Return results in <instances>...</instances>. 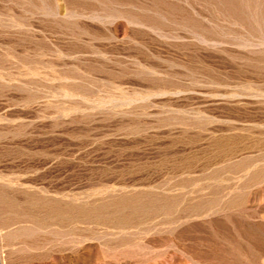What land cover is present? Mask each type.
<instances>
[{"label": "rangeland", "instance_id": "1", "mask_svg": "<svg viewBox=\"0 0 264 264\" xmlns=\"http://www.w3.org/2000/svg\"><path fill=\"white\" fill-rule=\"evenodd\" d=\"M0 264H264V0H0Z\"/></svg>", "mask_w": 264, "mask_h": 264}]
</instances>
